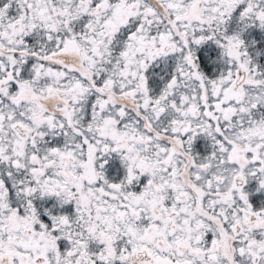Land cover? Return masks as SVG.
I'll use <instances>...</instances> for the list:
<instances>
[{"label":"snow or ice","instance_id":"1","mask_svg":"<svg viewBox=\"0 0 264 264\" xmlns=\"http://www.w3.org/2000/svg\"><path fill=\"white\" fill-rule=\"evenodd\" d=\"M0 264H264V0H0Z\"/></svg>","mask_w":264,"mask_h":264}]
</instances>
